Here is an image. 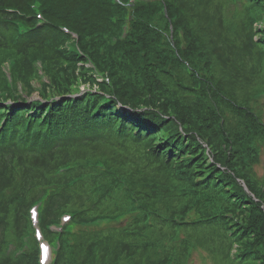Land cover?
Wrapping results in <instances>:
<instances>
[{
    "label": "trees",
    "instance_id": "obj_1",
    "mask_svg": "<svg viewBox=\"0 0 264 264\" xmlns=\"http://www.w3.org/2000/svg\"><path fill=\"white\" fill-rule=\"evenodd\" d=\"M263 93L264 0H0V264H264Z\"/></svg>",
    "mask_w": 264,
    "mask_h": 264
},
{
    "label": "rangeland",
    "instance_id": "obj_2",
    "mask_svg": "<svg viewBox=\"0 0 264 264\" xmlns=\"http://www.w3.org/2000/svg\"><path fill=\"white\" fill-rule=\"evenodd\" d=\"M34 95H36V94H34ZM263 98H264V93H263ZM262 100H264V99H262ZM256 170L259 173V175L263 176V174H264V156L262 157L261 164L256 168ZM196 253H198V252H196ZM194 256H195V258H193L192 264H201L200 263V256H201L200 252L198 254H195Z\"/></svg>",
    "mask_w": 264,
    "mask_h": 264
},
{
    "label": "snow or ice",
    "instance_id": "obj_3",
    "mask_svg": "<svg viewBox=\"0 0 264 264\" xmlns=\"http://www.w3.org/2000/svg\"><path fill=\"white\" fill-rule=\"evenodd\" d=\"M41 248H42V249H44V246H43V245H41ZM45 251H46V249H45Z\"/></svg>",
    "mask_w": 264,
    "mask_h": 264
}]
</instances>
